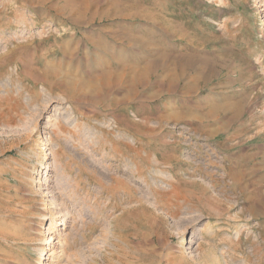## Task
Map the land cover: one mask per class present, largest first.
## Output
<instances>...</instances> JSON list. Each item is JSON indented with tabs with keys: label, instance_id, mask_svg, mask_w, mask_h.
<instances>
[{
	"label": "rangeland",
	"instance_id": "1",
	"mask_svg": "<svg viewBox=\"0 0 264 264\" xmlns=\"http://www.w3.org/2000/svg\"><path fill=\"white\" fill-rule=\"evenodd\" d=\"M162 262L264 264V0H0V264Z\"/></svg>",
	"mask_w": 264,
	"mask_h": 264
},
{
	"label": "bare ground",
	"instance_id": "2",
	"mask_svg": "<svg viewBox=\"0 0 264 264\" xmlns=\"http://www.w3.org/2000/svg\"><path fill=\"white\" fill-rule=\"evenodd\" d=\"M66 50V49H65ZM48 217V216H47ZM153 218V217H152ZM124 221V220H123ZM120 237V236H119ZM120 240V239H119ZM158 255V254H157ZM162 264H163V262H162Z\"/></svg>",
	"mask_w": 264,
	"mask_h": 264
}]
</instances>
